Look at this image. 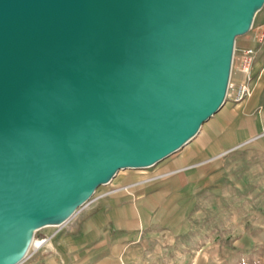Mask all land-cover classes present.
<instances>
[{
  "label": "water",
  "instance_id": "water-1",
  "mask_svg": "<svg viewBox=\"0 0 264 264\" xmlns=\"http://www.w3.org/2000/svg\"><path fill=\"white\" fill-rule=\"evenodd\" d=\"M264 0H0V264L226 100Z\"/></svg>",
  "mask_w": 264,
  "mask_h": 264
},
{
  "label": "crops",
  "instance_id": "crops-1",
  "mask_svg": "<svg viewBox=\"0 0 264 264\" xmlns=\"http://www.w3.org/2000/svg\"><path fill=\"white\" fill-rule=\"evenodd\" d=\"M253 25H264V5ZM256 36L257 31L252 30L235 47L226 100L209 137L197 139V149L193 150L195 159L188 168L162 172L155 179L144 178L131 195L122 187L113 190L78 234H59L50 239L51 245L55 244L47 264H156L161 254L155 251V246L153 250L151 243L156 245L157 241L148 234L158 225L156 220H151L152 212L163 209L162 188L169 184L178 202L185 193H194L200 187V177L207 178L208 182L215 177L225 181L239 177L254 179V196L249 203L256 215L251 220L259 219L264 225V38L258 41ZM247 48L252 49V61L249 71L245 72L241 69V60ZM241 83L247 85L248 94L235 102L233 88ZM183 173L188 178L185 185L181 184ZM151 185L156 187L149 188ZM197 256L209 258L210 252L202 250Z\"/></svg>",
  "mask_w": 264,
  "mask_h": 264
},
{
  "label": "rangeland",
  "instance_id": "rangeland-1",
  "mask_svg": "<svg viewBox=\"0 0 264 264\" xmlns=\"http://www.w3.org/2000/svg\"><path fill=\"white\" fill-rule=\"evenodd\" d=\"M251 31L236 37L234 54L235 47ZM218 113L202 124L196 138L154 165L119 170L109 183L98 186L89 201L77 209L71 217L75 218H70L68 223L47 225L37 230L34 239L41 244L34 248L31 246L19 264H47L55 244L51 245L50 239L59 234H78L92 213L103 206L107 195L116 188L122 187L131 195L144 178L155 179L169 170H186L195 159L193 150L197 149V139L204 135L206 139L209 137ZM181 175V184L185 185L188 178L186 173ZM198 180L200 187L194 193H185L178 202L169 184L162 188L163 209L158 213L152 212L151 220H156L158 225L153 233L148 234L150 239L157 241L156 245L151 243L153 250L155 246V251L161 254L156 264H264V225L259 219L251 220L256 210L251 209L249 203L254 196L252 186L256 185V181L242 177L226 181L219 177L211 178L209 182L202 177ZM155 187L151 185L149 188ZM43 238L45 240H39ZM202 250L209 251L210 257L198 258L197 253ZM71 252L74 253V250Z\"/></svg>",
  "mask_w": 264,
  "mask_h": 264
},
{
  "label": "built area",
  "instance_id": "built-area-1",
  "mask_svg": "<svg viewBox=\"0 0 264 264\" xmlns=\"http://www.w3.org/2000/svg\"><path fill=\"white\" fill-rule=\"evenodd\" d=\"M250 30H256L257 31V36L256 39L258 41H261L264 38V25H252ZM251 61H252V49L247 48L244 50L243 55H242V60H241V69L245 72L249 71L250 66H251ZM231 84L228 86V90L230 89ZM234 91V96L233 99L235 102H240L242 101L248 94V88L247 85L244 83L238 84L233 88ZM228 92V91H227ZM41 241L45 240L39 239Z\"/></svg>",
  "mask_w": 264,
  "mask_h": 264
},
{
  "label": "bare ground",
  "instance_id": "bare-ground-1",
  "mask_svg": "<svg viewBox=\"0 0 264 264\" xmlns=\"http://www.w3.org/2000/svg\"><path fill=\"white\" fill-rule=\"evenodd\" d=\"M258 12V11H257ZM257 12H256V14H255V16L257 15ZM255 16H254V19H255ZM254 19H253V22H254ZM253 22H252V25H253ZM233 59H234V53H233ZM233 59H232V62H233ZM229 84H231V82H230V80H229ZM229 84H228V86H229ZM228 93V92H227ZM77 211V210H76ZM75 211V212H76ZM75 214V213H74ZM66 223V222H65ZM62 225V224H61ZM41 243H40V241H37V240H35L34 239V237H33V239H32V242H31V244H30V247L32 246L33 248L34 247H37L38 245H40ZM29 247V248H30ZM26 257V256H25Z\"/></svg>",
  "mask_w": 264,
  "mask_h": 264
}]
</instances>
